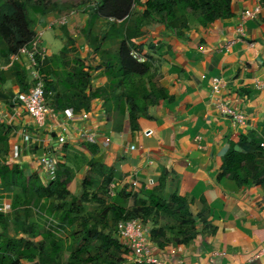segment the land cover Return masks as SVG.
Segmentation results:
<instances>
[{
    "label": "crops",
    "instance_id": "0c3cea01",
    "mask_svg": "<svg viewBox=\"0 0 264 264\" xmlns=\"http://www.w3.org/2000/svg\"><path fill=\"white\" fill-rule=\"evenodd\" d=\"M138 1L140 5L132 8L136 14L144 11L141 4L146 0ZM61 2L50 0L57 7L45 10L40 17L35 15L38 24L33 31L48 50L47 56L59 55L66 46L67 41L63 43L58 37L57 22L71 13V22L60 27L69 36L74 31L78 33L72 37L67 58L83 61L96 54L101 62L109 59V48L105 45L114 44L108 38L113 21L96 19L93 27L98 28L95 30L100 40L99 51L90 46L92 42L85 36L101 0H84L86 5L78 12L59 11L60 4L70 8V3ZM255 6L254 0H232L231 18L205 26L189 23L180 37L173 36L157 22L145 20L142 35L131 40V48L142 52L144 64L170 100L147 107L146 117L136 120L137 131L130 129L123 101L120 116L115 119L108 120V107L113 108L114 103L108 105L104 99L93 100L89 112L73 111L87 118L78 126L59 114L54 123L47 121L44 127L37 128L23 110L14 108L7 124L17 129L9 137L10 148L18 145L22 150L17 164L25 173L32 174L37 158L51 154L58 163L76 170L78 166L66 163V156L76 154L86 162L92 160L104 166L111 174L112 187L126 186V192L134 193L142 188L159 187L165 175L163 187L186 199L195 222L194 235L185 244L153 247L156 258L163 264H264V188L238 187L232 180L217 178L229 144H237L240 136L251 131L261 134L264 130V2L253 18L242 16ZM113 28L117 29L118 24ZM94 33H89L91 40ZM22 61L25 63L24 58ZM50 70L45 78L62 83L63 71ZM89 75L92 89L107 86L103 69L92 70ZM256 83L261 85L258 87ZM9 84L12 87L7 89ZM3 90L13 96L20 91L12 78ZM58 92L65 93L66 89L59 87ZM231 114L240 115L243 121L234 123ZM83 130L96 136L94 146L98 154L91 156L82 148L87 144L81 134ZM25 132L31 137L27 146L22 142ZM60 134L66 136L63 146L57 143ZM83 167L76 170L69 189L85 178L88 167Z\"/></svg>",
    "mask_w": 264,
    "mask_h": 264
},
{
    "label": "trees",
    "instance_id": "16d2710c",
    "mask_svg": "<svg viewBox=\"0 0 264 264\" xmlns=\"http://www.w3.org/2000/svg\"><path fill=\"white\" fill-rule=\"evenodd\" d=\"M231 4L232 0H146L141 4L144 11L136 14L132 12V8L134 5H140L138 0H101L100 5L92 14L90 26L87 27V32L90 34L95 32L90 46H94V50L99 51L100 40L97 36L98 31H96L98 28L95 30L93 27L96 24V19L113 21L112 29L110 28L111 30L108 31V38L114 40L112 46L117 47L116 55L95 67L85 65L84 61L76 57L69 64L68 47L73 45V41H68L66 46L61 49L59 56L55 57V60L58 61L57 70H62L64 74L62 83L59 81L53 83L44 78L46 103L56 112L72 109L75 113H79L80 111L89 112L93 100L104 99L108 105L111 102L114 103L113 108L108 107V120H110V118H119L120 102L123 101L130 129L137 131L136 120L139 117H146L147 107L157 105L160 100H170L167 92L157 83L156 76L150 73L148 66L137 63L129 56L130 48L133 46L130 42L142 35L143 22L145 20L157 22L173 36L180 37L181 31L187 29L189 23L205 26L218 19L231 18L233 16ZM31 6V0H2L0 4V40L8 45L4 53L5 58L16 54L23 48L31 47L34 37L33 26L36 23L31 19ZM116 23L118 28L114 29ZM62 33L67 35L64 28ZM51 62L45 59L41 66L44 65L51 69ZM101 69L105 71L108 79L107 86L92 89L89 72ZM10 78L18 86L19 92L26 93L29 89L28 73L17 63L12 64L4 71L0 70V101L5 105L11 104V108H13V105H17L13 102L14 96L2 88ZM59 87L65 88L67 93L59 94ZM116 124L119 127L120 120ZM14 129L16 127L12 124L0 122V183L4 187L18 190V193L10 201L11 212L7 215L0 214V264H56L55 256L59 251L57 241L53 240V236L56 237V234L46 229L44 225H42L41 231L36 230L34 225L29 222V213L32 211L37 215L34 209L39 208L56 219L65 230L67 227L63 220L70 218L78 211L77 203L86 196V193L78 198L71 197L69 188L76 170L67 164L58 163L53 178L44 183L38 174L25 173L18 164L8 165L4 162V159L9 156V137ZM263 141L264 130L261 134L251 131L245 136H240L237 144L230 143L229 149L222 158L221 172L217 178L232 180L238 187L254 185L264 188V149L261 147ZM82 148L88 151L91 156L98 154V148L94 145L84 144ZM86 165L88 172L81 182V187L98 189L111 184V174L104 166L94 164L92 160L87 161ZM103 181L106 182L104 186H102ZM165 181L164 175L160 179L159 187L142 188L133 195L135 204L132 208H125L121 203H116L119 196L115 197L113 202L102 208L99 213L96 224L102 227L83 224L85 231L83 242L94 241L98 246L93 255L94 258L108 254L111 259L109 264L125 263V259L119 257V253L123 249L116 237L117 229L114 231L115 237H112L110 233L105 234L109 228L104 220L107 215L111 216V221L114 224H120L139 219L144 223L156 221L160 214H163L180 221L182 227H192V231H194L195 222L184 197L177 195L176 192L172 193L168 200L157 196V190L163 187L162 184H165ZM126 189V186L122 187L118 194ZM69 197H71L70 204L67 205L64 202ZM55 201L62 202L63 205H54ZM53 211L59 212L58 218L62 221L55 217ZM12 214L17 216L13 237L8 234L6 228L8 217H11ZM38 217L40 218V216ZM19 235H23L24 238H18ZM193 235L184 236L178 243L185 244ZM38 237L42 239V242H54L50 252H46L42 245L34 243ZM158 247L163 248V243H160ZM86 250L87 246H81L76 253L86 254ZM123 252L127 253L124 250ZM92 258L80 259V261L85 264Z\"/></svg>",
    "mask_w": 264,
    "mask_h": 264
},
{
    "label": "rangeland",
    "instance_id": "374dc122",
    "mask_svg": "<svg viewBox=\"0 0 264 264\" xmlns=\"http://www.w3.org/2000/svg\"><path fill=\"white\" fill-rule=\"evenodd\" d=\"M32 1V6L30 8V12L32 13V20H35V15H42V12H44L45 10H48L51 7H57L56 5H52L50 4V0H31ZM60 3H62L61 1H65L66 3H70V8L68 9L67 7L63 6V4H60V8L59 11H70L73 10L75 12H78L80 9H82L85 5L86 2H83L84 0H57ZM2 3V0H0V4ZM38 3H41L38 5ZM136 10V9H135ZM73 14H69L68 16H61L59 21H63L64 20V25L65 26L69 21L70 18H72ZM71 22V21H70ZM37 23V21H36ZM35 23V25H36ZM38 24V23H37ZM34 25V26H35ZM33 26V27H34ZM59 26L57 32H59L58 37H60L61 41H63V43H66V41H73L75 32H73V36H69L68 32L67 35H65L64 33H62V29L60 27H62L61 25H57ZM103 28V26L101 27ZM100 28V29H101ZM70 29V28H69ZM106 30V29H104ZM54 30H51V32ZM34 32V31H33ZM76 34H78L76 32ZM86 37L90 38V42H92L91 38L92 35H89V32L86 31L85 34ZM33 39H37L36 34L34 32V37ZM39 41V43L41 42L39 39H37ZM62 45V44H60ZM8 45L6 43H4L3 41L0 40V70H6L7 68H9V66H11L9 58H5L4 53L5 50L7 49ZM109 48V52H110V57H114L115 54L114 52L116 51L117 47H114V45L112 46L111 43H108V46L105 45V48ZM48 50H46V55H49V53L47 52ZM72 54V53H71ZM59 56V55H57ZM57 56H52V57H46L47 60L52 61L50 64L51 69L53 68L54 70L58 69L57 65H58V61L55 60V57ZM70 58V57H69ZM74 57H72L71 59H69V64L72 63ZM85 62V64L87 66L90 67H95L96 64L101 63V57L100 55H96L94 54L93 58H85L83 60ZM18 64V63H17ZM20 65V64H19ZM21 66L23 69L27 70V65L26 63L22 62ZM50 70V67H45L44 65L40 67V74L44 76V78L46 77L45 75L47 74V71ZM51 71V70H50ZM28 73V70H27ZM27 82H28V87H30V79L27 78ZM108 82V79H107ZM12 83V82H11ZM12 85H8V88H11ZM3 88V87H2ZM13 105V104H12ZM10 106V107H9ZM17 105H13V108H11V104L10 105H5L0 101V115L2 116H11L12 117V112H10L12 109L14 108H18ZM8 110H7V109ZM15 110V109H14ZM7 113H9L7 115ZM12 113V114H11ZM14 131L16 132L17 129H14ZM66 150V149H65ZM63 151V150H62ZM69 153V152H68ZM66 158H68V162L66 161V163L68 164H75L78 167L84 168L83 166L86 165V160L83 157H80L78 155H70V156H66ZM4 162H6L8 165L11 164L10 161V157H6V159H4ZM78 167L76 168V170L78 171ZM80 169V170H81ZM85 177V176H84ZM112 180V178H111ZM115 181H113L114 183ZM106 182L103 181V185ZM70 193H71V197H80V195L85 194L86 196H84L81 200L78 201L77 206H78V211L75 212L70 218L63 220L64 224L66 225V229L63 231V233H58L56 234V237L53 236V240L54 242L57 241V244L59 245V251L57 253V255L55 256V263L56 264H82V262L80 261V259L82 260H86L88 258H92L94 253L96 252V249L98 248L97 244L94 241H85L83 242V239L85 238V231H84V226L83 224H87L86 226H97V227H102V226H98L97 220L99 217V213L101 211L102 208L106 207L108 204L112 203L113 200L115 199V197L119 196V199L116 200V203H121L123 207L125 208H132L135 204V200L133 198V195L137 194L134 192H121L120 194L119 191H121L120 186L116 187H112L111 185L109 186H105V187H100V188H93V189H86L81 187V184H79L78 182L71 187ZM0 193H5L6 197L11 201L13 199V196L18 193L17 189H10L8 187H4L3 185H1L0 183ZM157 196H159L161 199L164 200H168L170 198V196L172 195L171 191L164 185V187L160 188L157 190ZM130 195V196H128ZM71 197L67 198V200L64 202L67 205L70 204V199ZM54 205H63L62 202L59 201H55L53 203ZM20 213V212H19ZM56 218H58L59 216V212L58 211H53L52 212ZM30 215V219L29 222L32 223L35 227L36 230L41 231L42 230V225L43 222H41L40 218L35 215L34 213H32V211L29 213ZM11 216V215H10ZM9 221H7L6 223V228L8 231V234L13 237L14 236V223L15 220L17 219V216L15 214H12L11 217H8ZM59 219V218H58ZM60 220V219H59ZM105 222L108 224L109 228L108 230L105 231V234L110 233L112 235V237H115V229H117V225L118 224H114L111 221V216L107 215L105 217ZM62 221V220H60ZM139 221H141V223L145 226L146 228V234L147 237L149 239V242L152 244L153 247H158L160 243H163V247L167 246L170 243H175L178 244V242L180 241V239H183L184 236L186 235H192L194 234V231L192 227H182L180 225V221L173 219L169 216L160 214V216L156 219V221H148L147 223L142 222V220L139 219ZM1 231V229H0ZM114 233V234H113ZM18 238H24L23 235H19ZM177 241V242H176ZM54 242H42V239L40 237L36 238L34 240V243H36L37 245H42L43 248L46 249V252H50L51 251V247L52 244ZM81 246H87V252L86 254L82 253V254H78L76 253V251L78 249H80ZM125 254L122 251H120L119 253V257L120 259H125L124 258ZM79 257V258H78ZM111 262V259L109 258L108 254L105 255H101V257L99 258H92L91 261H88L85 264H109ZM124 264H128L127 262H125Z\"/></svg>",
    "mask_w": 264,
    "mask_h": 264
},
{
    "label": "built area",
    "instance_id": "2783aa9c",
    "mask_svg": "<svg viewBox=\"0 0 264 264\" xmlns=\"http://www.w3.org/2000/svg\"><path fill=\"white\" fill-rule=\"evenodd\" d=\"M256 6L252 12H244L242 16L254 17L259 13L260 7L264 0H254ZM58 25L63 26L64 20L57 22ZM20 54L23 55L20 56ZM129 56L139 64H144L146 59L141 51L136 48H130ZM46 48L39 43L37 39H33L30 48H23L16 54H12L9 57L10 64H22V58L25 59L28 70V78L30 79V87L26 93L18 92L13 97V102L17 104L20 110H23L28 117L33 121L37 128L44 127L47 121L54 123L59 114L72 125H81L86 121L85 115H76L72 109H66L63 112H56L50 107L44 98V85L45 79L40 74V67L42 62L46 59ZM259 87L261 84L256 83ZM217 87H214L213 91L217 92ZM16 106V107H17ZM221 109V108H220ZM234 123H241L243 118L240 115L231 114ZM0 122L9 123V117L0 115ZM65 133V131H63ZM82 137L84 142L90 145L97 143L96 136L92 132L87 130L82 131ZM22 142L24 145H29L31 137L28 133L22 134ZM57 143L63 146L66 143L65 134H60L57 137ZM105 144L108 142L105 141ZM264 149V144L261 145ZM21 147L18 145L10 148L9 156L11 164L16 163L21 155ZM58 165L57 159L51 154H42L36 160V166L32 173L43 176V182L47 183L52 178ZM11 212V202L6 197L5 193H0V214L7 215ZM34 212L40 216L41 221L46 229L52 231V233H63V226L56 221L52 216L42 212L39 208L34 209ZM116 237L119 243L122 245V249L126 251L125 262L128 264H163L158 258H156L152 244L146 234V228L139 220H130L117 225Z\"/></svg>",
    "mask_w": 264,
    "mask_h": 264
},
{
    "label": "bare ground",
    "instance_id": "6f19581e",
    "mask_svg": "<svg viewBox=\"0 0 264 264\" xmlns=\"http://www.w3.org/2000/svg\"><path fill=\"white\" fill-rule=\"evenodd\" d=\"M264 143H262L261 145H263Z\"/></svg>",
    "mask_w": 264,
    "mask_h": 264
}]
</instances>
